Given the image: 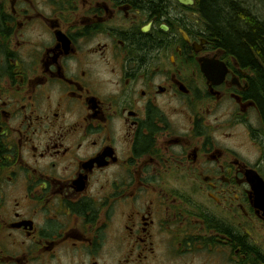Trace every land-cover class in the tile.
Instances as JSON below:
<instances>
[{"label":"flooded vegetation","instance_id":"flooded-vegetation-1","mask_svg":"<svg viewBox=\"0 0 264 264\" xmlns=\"http://www.w3.org/2000/svg\"><path fill=\"white\" fill-rule=\"evenodd\" d=\"M179 6L0 0V264H264V61Z\"/></svg>","mask_w":264,"mask_h":264},{"label":"trees","instance_id":"trees-1","mask_svg":"<svg viewBox=\"0 0 264 264\" xmlns=\"http://www.w3.org/2000/svg\"><path fill=\"white\" fill-rule=\"evenodd\" d=\"M194 10L211 34L216 45L251 64L258 56L264 61V20L258 16V7L264 0H194ZM258 6V7H257ZM261 71V69H259Z\"/></svg>","mask_w":264,"mask_h":264},{"label":"water","instance_id":"water-1","mask_svg":"<svg viewBox=\"0 0 264 264\" xmlns=\"http://www.w3.org/2000/svg\"><path fill=\"white\" fill-rule=\"evenodd\" d=\"M178 1H179V3H181V4H183V5H187V4H192V3H193V0H178ZM204 69H205L204 66H202V71H205ZM255 179H256L257 184H258L259 187H260L259 192L262 191V195H263V197H264V183H263L262 180H261L258 176H256V175H255ZM251 181H252V182H255L254 179H253V177H252Z\"/></svg>","mask_w":264,"mask_h":264},{"label":"rangeland","instance_id":"rangeland-1","mask_svg":"<svg viewBox=\"0 0 264 264\" xmlns=\"http://www.w3.org/2000/svg\"><path fill=\"white\" fill-rule=\"evenodd\" d=\"M255 1V3H256V5H258L259 6V2H258V0H254ZM257 6V7H258ZM258 16L262 19V20H264V7H261L260 8V6L258 7Z\"/></svg>","mask_w":264,"mask_h":264}]
</instances>
